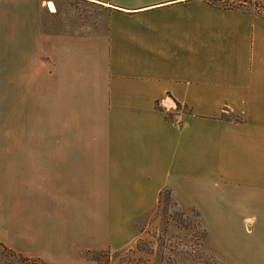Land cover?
Here are the masks:
<instances>
[{
    "label": "crops",
    "instance_id": "0c3cea01",
    "mask_svg": "<svg viewBox=\"0 0 264 264\" xmlns=\"http://www.w3.org/2000/svg\"><path fill=\"white\" fill-rule=\"evenodd\" d=\"M212 1L0 0V243L98 264L169 191L264 264V17Z\"/></svg>",
    "mask_w": 264,
    "mask_h": 264
},
{
    "label": "rangeland",
    "instance_id": "374dc122",
    "mask_svg": "<svg viewBox=\"0 0 264 264\" xmlns=\"http://www.w3.org/2000/svg\"><path fill=\"white\" fill-rule=\"evenodd\" d=\"M212 2L219 7L241 8L264 17V0ZM87 10L91 9L88 7ZM98 14L105 16L103 11ZM244 227L246 232H252L254 225L246 223ZM139 229L131 245L109 250L110 264H254L259 253L254 245L240 246L239 243L246 239H223L217 235V230H209L196 209L180 204L166 191L161 196L157 212ZM232 233L238 237L237 231ZM249 242L252 244V240ZM108 254L99 255L102 262L107 260ZM1 259L6 264H23L6 256Z\"/></svg>",
    "mask_w": 264,
    "mask_h": 264
},
{
    "label": "trees",
    "instance_id": "16d2710c",
    "mask_svg": "<svg viewBox=\"0 0 264 264\" xmlns=\"http://www.w3.org/2000/svg\"><path fill=\"white\" fill-rule=\"evenodd\" d=\"M169 192V191H166ZM170 193V192H169ZM171 194V193H170ZM161 200V198H160ZM110 251H106V252H100V253H87V256L93 260H95L98 264H110V257H109V253ZM95 254V255H94ZM107 260L105 262H102L101 259L99 258V255H106ZM98 255V256H97ZM0 264H6L5 260L1 259L3 258V256L5 257H10L13 259H17L19 260L21 263L23 264H47L45 262H42L40 260L37 259H33V258H28L25 257L21 254L16 253L15 251L9 249L8 247H6L5 245H3L2 243H0Z\"/></svg>",
    "mask_w": 264,
    "mask_h": 264
}]
</instances>
